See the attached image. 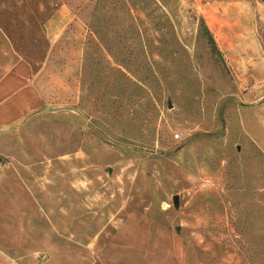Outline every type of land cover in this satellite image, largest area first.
<instances>
[{
  "label": "rangeland",
  "instance_id": "374dc122",
  "mask_svg": "<svg viewBox=\"0 0 264 264\" xmlns=\"http://www.w3.org/2000/svg\"><path fill=\"white\" fill-rule=\"evenodd\" d=\"M129 214L264 264V0H0V251L122 264Z\"/></svg>",
  "mask_w": 264,
  "mask_h": 264
},
{
  "label": "crops",
  "instance_id": "0c3cea01",
  "mask_svg": "<svg viewBox=\"0 0 264 264\" xmlns=\"http://www.w3.org/2000/svg\"><path fill=\"white\" fill-rule=\"evenodd\" d=\"M166 237L160 241V237ZM172 242H169V241ZM108 258L122 264H193L186 249L169 232L143 215L129 214L102 248ZM0 264H17L0 251ZM196 264H210L198 256Z\"/></svg>",
  "mask_w": 264,
  "mask_h": 264
},
{
  "label": "trees",
  "instance_id": "16d2710c",
  "mask_svg": "<svg viewBox=\"0 0 264 264\" xmlns=\"http://www.w3.org/2000/svg\"><path fill=\"white\" fill-rule=\"evenodd\" d=\"M197 35L212 52L219 54L214 37L201 16L198 18Z\"/></svg>",
  "mask_w": 264,
  "mask_h": 264
},
{
  "label": "water",
  "instance_id": "95a60500",
  "mask_svg": "<svg viewBox=\"0 0 264 264\" xmlns=\"http://www.w3.org/2000/svg\"><path fill=\"white\" fill-rule=\"evenodd\" d=\"M176 201H177V200H176V196H175V197H174V203H177Z\"/></svg>",
  "mask_w": 264,
  "mask_h": 264
}]
</instances>
